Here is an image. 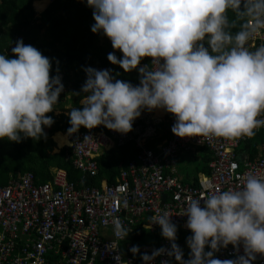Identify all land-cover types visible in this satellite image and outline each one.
<instances>
[{"label":"clouds","instance_id":"clouds-1","mask_svg":"<svg viewBox=\"0 0 264 264\" xmlns=\"http://www.w3.org/2000/svg\"><path fill=\"white\" fill-rule=\"evenodd\" d=\"M87 6L95 21L91 31L102 32L122 53H108V61L124 72L137 70L139 84L115 79L110 70L84 68L83 107L67 113L66 136L101 125L127 134L145 110L173 115L171 131L179 138H252L264 127V43L248 47L264 33V0H87ZM11 51L16 58L0 54V139H46L44 129L54 123L47 114L64 91L61 77L50 75L51 60L22 39ZM144 58L151 65L141 66ZM179 215L187 217L192 233L189 258L176 243L173 215L163 211L150 218L151 226L161 228L170 248L142 254L144 264L165 254L177 264H252L264 256V176L249 173L239 189L190 198ZM114 233L126 239L129 231L116 221ZM241 244L244 255L214 258L221 248ZM130 251L136 255L139 246ZM114 259L123 264L120 255Z\"/></svg>","mask_w":264,"mask_h":264},{"label":"built area","instance_id":"built-area-1","mask_svg":"<svg viewBox=\"0 0 264 264\" xmlns=\"http://www.w3.org/2000/svg\"><path fill=\"white\" fill-rule=\"evenodd\" d=\"M261 43L264 33L251 40L248 47L254 50ZM92 68L112 74L105 64ZM58 75L64 85L61 94H67L64 74ZM259 118L264 119V115ZM174 123L175 117L163 110H145L127 134L101 125L68 136L71 153L67 158L71 157L74 167L89 176L99 174L102 153L133 142L135 156L127 163L119 162L114 181L103 177L99 184L88 185L81 180L79 186L62 167H55L53 177L41 183L32 171L10 176L0 185V264H117L114 257L118 255L123 264H144L142 254L170 248V242L161 238L158 245H146L136 255L125 256L126 239L115 235L114 223L121 222L128 236L140 227L155 231L160 227L151 226L150 218L163 211L173 215L176 243L187 260L190 249L178 231H191L185 227L187 217L179 214L190 198H201L217 189H239L249 173L264 176V127L256 131L258 142L251 144L247 137L179 138L171 131ZM199 147L211 153L209 172L198 170L195 179L186 181L177 168L180 154ZM132 246L127 243L125 248L130 250ZM210 250L206 246L205 251ZM240 255H244L242 244L239 249L229 245L214 253V258L230 260ZM165 260L177 264L166 254L156 257L153 264ZM252 264H264V256L257 255Z\"/></svg>","mask_w":264,"mask_h":264},{"label":"trees","instance_id":"trees-1","mask_svg":"<svg viewBox=\"0 0 264 264\" xmlns=\"http://www.w3.org/2000/svg\"><path fill=\"white\" fill-rule=\"evenodd\" d=\"M47 1L0 0V54L16 58L11 49L17 40L22 39L26 45L34 46L51 60L50 75L64 74V79L69 84V91L67 94H60L59 102L56 104L62 112L59 115L55 114V111L47 114L54 120L51 127L44 129L48 136L59 130L66 131L70 127L69 116L65 110L69 112L72 108L83 107L80 99L86 94L81 92V88L87 79L84 68L92 67L96 63L108 64L115 79L130 82L134 86L139 84V73L137 70L124 72L118 65L108 61V53L115 52L118 58L122 57V53L112 48L110 40L102 32L94 34L91 31L95 21L92 15L93 9L87 6V0H51L49 5L38 14L35 7L43 9ZM232 16L233 14L229 12V17ZM149 61L150 58H144L141 63H149ZM77 93L80 94L77 95ZM66 105L68 106L65 108ZM166 118L169 119V115ZM80 129L88 130L84 127ZM57 134L59 135L57 147H62L66 143V134L62 132ZM257 139L255 137L250 142L257 143ZM54 143L53 139H48V144L53 146ZM48 144L44 138L22 139L20 143L0 139V185L6 184L10 176L19 177L25 171H32L38 182H45L53 177L55 167L65 168L69 179L77 182L79 186H81L79 183L81 180L88 185H97L103 177L114 181V176H117L119 171V162L127 163L136 153L133 142L110 149L98 158L99 174L89 176L76 169L72 159L67 158L71 150L63 149L53 153ZM198 151H203L205 154L201 158L202 165L195 171L209 172L210 151L204 147H199ZM185 155L184 160L196 159L192 151ZM195 171H187L184 174L188 179L186 181L195 179L193 176ZM137 229L129 235V239L131 244H137L139 248L146 245L156 246L163 238L161 228L155 231L142 227ZM178 233L184 242L192 235L191 232L185 231H178ZM127 243V241L123 243L125 256L131 254V251L125 248Z\"/></svg>","mask_w":264,"mask_h":264},{"label":"rangeland","instance_id":"rangeland-1","mask_svg":"<svg viewBox=\"0 0 264 264\" xmlns=\"http://www.w3.org/2000/svg\"><path fill=\"white\" fill-rule=\"evenodd\" d=\"M36 2V1H35ZM35 2H34V7H35ZM45 5H44V8L43 9H37L36 7H35V9L38 11V13H40L41 11H43L48 5H49V1L47 2V3H44ZM43 6V5H42ZM68 105H66L65 106V108L67 107ZM55 109H58L57 107H56V105H55ZM59 110V109H58ZM57 110V111H58ZM61 111V110H60ZM61 112H56V114L57 115H59ZM65 113H68L67 111H65ZM51 139H53V141H55V143L53 144V146L54 147H57V144H58V142H59V135L58 134H55L54 136H52V137H50ZM192 152H194V151H192ZM204 152L202 151V152H200V151H197L196 153H195V155H196V159L195 160H192V161H190V160H188V161H186V160H184V159H182V157L180 156V162L178 163V165H177V168H179L178 170H179V172L181 173V174H186V172L188 171H195L196 170V168H199L201 165H202V160H201V158L204 156ZM186 156V155H185ZM196 173H197V171H195V173L193 174V176H195L196 175ZM192 174V173H191ZM184 179L185 180H188L187 179V177H184ZM125 241H127L128 242V244H131V241H130V239H129V236H127L126 237V240ZM137 245V244H136Z\"/></svg>","mask_w":264,"mask_h":264},{"label":"crops","instance_id":"crops-1","mask_svg":"<svg viewBox=\"0 0 264 264\" xmlns=\"http://www.w3.org/2000/svg\"><path fill=\"white\" fill-rule=\"evenodd\" d=\"M42 1H44V0H42ZM49 1V3H50V1L51 0H48ZM47 1V2H48ZM205 46H207V44H205ZM97 64H103V63H96V64H94L93 66H95V65H97ZM145 64H147V65H149V63H141V66H143V65H145ZM105 65H108V64H105ZM92 66V67H93ZM109 66V65H108ZM110 67V66H109ZM111 68V67H110ZM69 85V84H68ZM68 91H69V86H68ZM83 98H81L80 99V103H81V100H82ZM58 109H55L54 111H55V114H56V112H62V111H60V110H58ZM66 111V110H65ZM58 132H62V133H67V130L66 131H61V130H59V131H56V132H54V133H52V134H49L48 136H47V138H46V143L48 144V139L50 138V137H52V136H54L55 134H57ZM256 136V138H258L257 137V134H255ZM68 137V136H67ZM254 136L252 137V138H250V140H253L254 138H255ZM258 140L259 139H257V142H258ZM251 143V142H250ZM256 143V142H255ZM251 144H253V143H251ZM251 144H247L246 145V147L247 146H249V145H251ZM51 148H52V150H51V152H53V153H55V152H60L61 150H63V149H69V150H71L70 148H69V145L70 144H68V145H64V146H62V147H54V146H52V145H50V144H48ZM57 146H58V144H57ZM205 148V147H204ZM193 151H195V153L198 151V148H195ZM186 153H188V152H184V153H181L180 154V156L182 157V159H183V157H184V155L186 154ZM69 155V154H68ZM69 158H71V157H69ZM181 160H180V158H179V162H180ZM186 161H188L187 159H186ZM77 169V168H76ZM81 171V170H80ZM80 183V182H79Z\"/></svg>","mask_w":264,"mask_h":264},{"label":"bare ground","instance_id":"bare-ground-1","mask_svg":"<svg viewBox=\"0 0 264 264\" xmlns=\"http://www.w3.org/2000/svg\"><path fill=\"white\" fill-rule=\"evenodd\" d=\"M65 140H66V143H65L64 145H68V144L71 143L70 140H69V138H68L67 136L65 137ZM64 145H63V146H64Z\"/></svg>","mask_w":264,"mask_h":264}]
</instances>
